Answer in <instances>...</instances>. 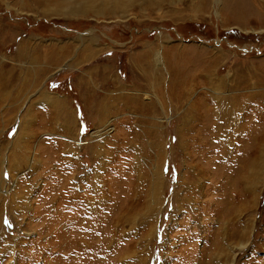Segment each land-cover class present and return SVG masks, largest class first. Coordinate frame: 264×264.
Wrapping results in <instances>:
<instances>
[{"label": "rangeland", "instance_id": "1", "mask_svg": "<svg viewBox=\"0 0 264 264\" xmlns=\"http://www.w3.org/2000/svg\"><path fill=\"white\" fill-rule=\"evenodd\" d=\"M202 63L214 86L244 74L248 91L264 95V0H0V75L10 96L21 87L0 104V190L9 193L0 192V264H264V166L251 168L264 114L247 113L218 139L209 121L182 135L208 84L190 81L194 93L179 103L151 82L161 73L166 92L204 76ZM41 91L65 104L70 126L58 115L56 130L44 127ZM125 96L136 100L121 109ZM107 100L114 106L98 113ZM180 129L190 137L183 152ZM96 150L105 208L87 221L83 247L57 233L69 228L60 201L88 190Z\"/></svg>", "mask_w": 264, "mask_h": 264}, {"label": "bare ground", "instance_id": "2", "mask_svg": "<svg viewBox=\"0 0 264 264\" xmlns=\"http://www.w3.org/2000/svg\"><path fill=\"white\" fill-rule=\"evenodd\" d=\"M146 2L150 3L148 1H146ZM233 18L235 21H239V20L243 19L242 15H240V14H236ZM62 49L63 48L59 49V51L57 50V52H58L57 54L60 55V52H61V54L64 53L65 48H64V50H62ZM83 51L85 52V49H83ZM26 52L27 51L25 50V47H23V46L20 47L18 49V52H17V57L20 59L25 58V57L27 58L28 56H27ZM29 55H30V53H29ZM47 58H48V56H47ZM49 58H51V56ZM152 59H153V62L155 64L156 68L159 66H163V67H161L162 70L165 68L164 65H162L163 59H162V56L159 52L154 54ZM47 61H48V59H47ZM208 62H211V61H208ZM50 63H52V62H50ZM202 65L205 68L204 69V72H205L204 76L202 75V77L200 76V77H195V78L190 77V79H187L186 81L187 82H190V81L193 82V85H195L201 81L205 82V84H208V86H209L208 90L210 91V93H209V95L208 94L205 95V99H203V101H201L202 103L197 100V101H195V103H193V104L191 103L189 105L187 113L185 115H183V118H182V124H184L185 129H186V130H182V135H183V131H186L187 134L191 131V124L192 123H195V122L202 123L204 121H209V122H211V126L209 124V128H210L209 134L211 135L210 139L213 140L214 137H217V139H218L219 136H223V134H222L223 132H228V131L232 132L233 129H236L237 124H238L237 123L238 120L245 118L247 113L249 114L250 112H252V113L256 114V118H261V116L264 114V95L261 92V89H256L257 91L253 90L256 92H249L248 91L247 86H246V81H245V79L249 78L247 75L241 74V76L239 75L240 77L237 79L234 77V79H232V81L230 82L229 88L225 89L224 87L214 86L215 84H214V79H213V73L209 74V72H208L209 66H204L205 63H202ZM0 76L2 78V79L0 78V95H1V93L7 92V88H9L13 85H12V81L9 78V76H8V78H6L3 75H0ZM254 80L256 81L255 85L260 86L263 83V82L261 83V81L258 80L257 76H255ZM146 81H147V79H146ZM186 81H184V84L178 83V82L172 84L171 89L170 90L166 89V92H165L164 91L165 88L163 87V85L164 86H167V85H165V83L163 81V77L161 76V73H158V72H157V74L154 73V74H152V77H151V82H153L152 84H154L157 87L156 91L158 92V89L161 88L160 91L158 92V95H157L158 97L159 96L160 97H166V99H168V100L171 99L172 101L179 102V103H181L183 99H185L184 101H186L187 98L190 97L194 93V88L196 87V85H195V87L192 86L191 82H190V85H186ZM221 83H222V79H221ZM187 86H189V87H187ZM13 90H14V88H13ZM17 90L18 91L16 93H14L16 95H18L20 93L21 87ZM226 90L227 91L229 90L230 94L226 97L220 96V95H223V93ZM233 90L237 91V94L235 97L230 96L233 93ZM14 94L12 96H10L9 90H8L7 98H6L7 101L4 102L5 100H4V97L2 95V96H0V104L7 103L11 98L14 99L15 98ZM39 94H40L39 100L42 102V104H44V106L47 107V109H44V110H46V111L48 110L50 112L48 114V111H47L44 114V116L46 118V122H45L44 127L45 128H48V127L53 128V126H55L53 129L56 130L57 129L56 124L58 123L57 122L58 121L57 120L58 115L60 117L62 115H64L65 116L64 117L65 122L69 125L70 120L68 121V119L66 117H69V119H70V113L67 111V107L64 106L65 104H63V102L58 100L56 97H53L52 95L47 94L44 91L39 92ZM125 99H126V102L123 98L121 99L124 103V105H122L120 107L121 109L128 108V106H129L128 104H133L131 101L136 100V99L131 100L129 97H126V96H125ZM109 100H107L103 103V105L99 109L100 111L98 113L101 114L102 112H105L107 108L110 109V107L114 106L113 102H111ZM135 107L137 109H141L140 105L139 106L135 105ZM198 108H200V109L197 111ZM143 109L147 110V107L145 106ZM248 118H250V116ZM243 123H244V121H243ZM188 124H190V125L188 126ZM261 125H258L259 130H263ZM240 130H242V129H240ZM250 130H252V129H250ZM244 131H243V133H244ZM244 134H246V133H244ZM25 135H26V137H24V140H23L24 145L22 146L23 150H18V151L20 153L24 152L27 154L28 150H26V148L29 145L30 140L33 139V136H35V134L31 135V133H28V135L27 134H25ZM182 135H181V129H180L179 130V138L176 139L177 140L176 146L178 149L180 148V150H182V152H183L184 150H187L189 147L188 143H190V137L183 138ZM262 140L264 141V138ZM263 141H261V139H260L259 143H257V144H259V146H258L259 152L251 164V168L253 169L252 170L253 172L259 173V171H260L259 167L264 166L263 165V160H264V146L263 145L264 144L262 143ZM82 144H85V143H81V145ZM228 144H229V142H228ZM228 144H226V146H224V150H221L222 151L221 153H224L225 155L228 154V149H229ZM95 153L98 156L101 155L100 150H96ZM38 155H39V153L37 154V156ZM64 155L67 156L68 162H72L73 160H70V159L72 157H75V151L66 150V153ZM103 157H104V155H101L100 157H98L97 167L94 170L93 180L90 182L89 185H87L88 190L85 191L84 194L77 195L76 193H74L75 192L74 189H71L73 194H75V195L68 197V199L65 200V202H63L62 199L60 201V204L62 205L60 208H62V211H65L61 214L60 218L62 221H66V225L69 226V228L67 231L66 226H64V228H65L64 231L61 229V231H59V232L57 231V233L59 234V236H61L63 234L67 235L68 237L71 236L72 240L74 241V244H77V245L82 244L83 247H85L88 244V243L84 244V242H85L84 239L86 238V236L84 235V227L89 224V222H87V221L91 220V219H96L97 214H101L103 211V208H105L104 207V204H105L104 203L105 202L104 201V194H102L101 189H99V183H98L99 182L98 181L99 174L101 173L100 171L102 170V167H103L102 162H101L102 161L101 159H103ZM34 161H35V158H34ZM0 165H2L3 168H5L6 162L2 161ZM160 175H161V168H160ZM100 176H101V174H100ZM184 183L187 185H190V184H188V183H190L188 181H184ZM100 185H101V183H100ZM103 186H104V184H103ZM27 189H29V188H27ZM0 192L2 194H4V196H8V194H9L8 191L6 189H3V188L0 190ZM154 193L156 194L155 190H154ZM156 196H154V198H153L154 202L157 204V200H158V203H159V201L162 203V198L156 197ZM10 198L12 199V197H10ZM10 201H12V200H10ZM187 203H188V201L186 202V204ZM160 206L161 205L159 204L158 209L160 208ZM62 217H63V219H62ZM96 226H95V230L97 231V233H99V230L97 229L98 225H96ZM153 230H154V228L152 229V234L154 232ZM244 245L245 244L240 245L241 248H243Z\"/></svg>", "mask_w": 264, "mask_h": 264}, {"label": "crops", "instance_id": "3", "mask_svg": "<svg viewBox=\"0 0 264 264\" xmlns=\"http://www.w3.org/2000/svg\"><path fill=\"white\" fill-rule=\"evenodd\" d=\"M257 78H258V80H260V81H261V78H260V77H258V76H257ZM254 81H255V80H254ZM262 82H263V81H261V83H262Z\"/></svg>", "mask_w": 264, "mask_h": 264}]
</instances>
